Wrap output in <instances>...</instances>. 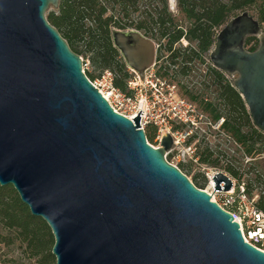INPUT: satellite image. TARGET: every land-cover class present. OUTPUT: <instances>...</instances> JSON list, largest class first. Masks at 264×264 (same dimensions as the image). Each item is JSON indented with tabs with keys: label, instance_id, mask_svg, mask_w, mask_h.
Returning a JSON list of instances; mask_svg holds the SVG:
<instances>
[{
	"label": "water",
	"instance_id": "1",
	"mask_svg": "<svg viewBox=\"0 0 264 264\" xmlns=\"http://www.w3.org/2000/svg\"><path fill=\"white\" fill-rule=\"evenodd\" d=\"M59 0H0V186L11 185L54 238L55 264H264L239 224L193 185L139 124L114 112L45 16ZM143 78L156 44L136 29L110 31ZM254 36L258 45L245 48ZM210 58L232 77L264 134V33L248 10L217 31ZM214 190L231 179L212 176Z\"/></svg>",
	"mask_w": 264,
	"mask_h": 264
},
{
	"label": "trees",
	"instance_id": "2",
	"mask_svg": "<svg viewBox=\"0 0 264 264\" xmlns=\"http://www.w3.org/2000/svg\"><path fill=\"white\" fill-rule=\"evenodd\" d=\"M142 2L146 6L139 9ZM177 7L189 22L185 31L176 25L168 10L167 0H59L57 8L48 12L46 18L71 51L78 56L88 55L94 71L113 72L114 84L121 89L125 88L128 73L119 51L112 44V28H133L146 37L158 40L163 38L155 37L163 35L206 37L187 38L198 40L199 50L206 51L215 41L217 28L231 17L248 10L259 20L264 33V0H177ZM133 13H139L135 20L131 18ZM179 39L164 38L165 49L173 50L172 57L189 56L185 52L180 54L181 48L173 49ZM244 45L246 49L254 50L258 40L249 36ZM85 75L89 80L97 77V74L91 72ZM220 82L219 88L224 95L232 91V112L228 113L223 127L238 144L243 145L247 155L264 154V134L252 124L248 110L235 88L228 81L223 85ZM144 133L147 142L152 144L155 137L154 126L146 125ZM207 156L202 157V160L205 161ZM178 168L183 172L182 164ZM228 169L237 175L236 171ZM251 180L262 187L256 205L264 211V175L254 174ZM192 183L195 187L202 188L196 178ZM250 187L251 184H246L245 191L249 192ZM0 229L10 232L0 234L5 245L18 241L23 245V251L35 259L37 264H55L51 253L54 238L50 228L43 219L30 213L11 185L0 186Z\"/></svg>",
	"mask_w": 264,
	"mask_h": 264
},
{
	"label": "built area",
	"instance_id": "3",
	"mask_svg": "<svg viewBox=\"0 0 264 264\" xmlns=\"http://www.w3.org/2000/svg\"><path fill=\"white\" fill-rule=\"evenodd\" d=\"M128 70L132 74L125 80L124 89L115 86L114 73L110 70H104L89 81L114 112L132 120L139 110L143 111L139 113V124L143 130L148 124L154 126L155 137L159 140H162L163 134L168 133L174 144L170 149L196 163L198 157L192 140L201 134V123L211 126L209 120L205 117L208 122L203 120V114L196 105L181 96L175 87L156 81L151 68L144 70L142 79L131 68ZM215 173L208 176V182ZM229 178L232 182L229 190H214V184L209 183L212 192L207 189L204 191L239 224L243 240L264 252V211L256 205L258 197L248 196L242 185L237 188L235 181Z\"/></svg>",
	"mask_w": 264,
	"mask_h": 264
},
{
	"label": "rangeland",
	"instance_id": "4",
	"mask_svg": "<svg viewBox=\"0 0 264 264\" xmlns=\"http://www.w3.org/2000/svg\"><path fill=\"white\" fill-rule=\"evenodd\" d=\"M168 10L171 12L176 25L182 30H186L189 26L188 20L183 16V14L178 10L177 0H167ZM145 2L139 4V9L145 8ZM151 7V6H150ZM51 10H55L53 7H49L47 11H45V16ZM252 13V11H251ZM139 17V13H133L131 18L134 20ZM220 28H217L216 32L219 31ZM156 42H160L156 40ZM176 48H182V44L175 45ZM84 73L91 72L93 74H97L99 76L101 73L99 71H94L93 67L90 63L89 57L81 55L79 56ZM127 73L128 77L131 76L132 73L129 72L128 67ZM236 76H233L234 79ZM197 88L199 91H203L199 83L202 82V76H197L196 78ZM182 93L181 91H179ZM183 97H188L185 94H182ZM181 95V96H182ZM201 107V105H199ZM203 114V120L205 113ZM208 122V120H206ZM218 121H211V126L207 125V123H201V131L200 135H197L192 142L195 144V152L198 157L197 162H190L186 160L180 153L177 154L174 150H166L164 152L165 159L177 167L179 164H182L184 168L183 172L189 180L192 182L194 178L199 182V186L201 184L202 190H206L212 192V189L209 186L208 176L212 175L215 172H222L227 176L231 177L238 188V185H242L245 189L246 184H251L250 191L247 192V195L260 197L261 186H258L256 183L252 182V178L254 174H262L264 175V154L263 153H255L254 155H247L244 151L243 145L238 144L234 137L226 131V129L218 126ZM145 128V127H144ZM149 143V142H148ZM161 140L154 137L152 144L154 147H159ZM209 154V156H207ZM207 159L204 161L202 157H206ZM237 172V175L234 174L231 170ZM198 188V187H197ZM214 195V194H213ZM212 198V196H211ZM0 234H10L6 230L0 229ZM0 264H37L35 259L30 258L27 253L23 251V245H21L18 241L10 245H5L0 239Z\"/></svg>",
	"mask_w": 264,
	"mask_h": 264
},
{
	"label": "flooded vegetation",
	"instance_id": "5",
	"mask_svg": "<svg viewBox=\"0 0 264 264\" xmlns=\"http://www.w3.org/2000/svg\"><path fill=\"white\" fill-rule=\"evenodd\" d=\"M148 38L152 39L156 44L154 62L148 67L154 72L153 78L156 81H162L165 86L175 87L180 95L185 94L188 96L184 97L188 101L194 103L201 114L204 112V117L208 119L210 123L211 121L214 122L219 120V126L225 129L223 127L225 118L228 117V113L230 114L232 112V91L226 92L224 95L222 89L219 88V82L221 81L220 83L223 85L225 81H228L232 86V76L217 69L212 63L210 53L214 43L206 51H200L198 40H189L187 38L206 37L187 35L175 37L163 35L155 37L163 38L160 40L151 37ZM164 38H180L173 45V49L176 48L175 45L182 44L183 46L180 50V54L185 52L190 55L187 57H182L181 55L172 57L174 52L173 50L165 49ZM156 40L160 42H156ZM197 76H202V82L199 83L204 89L202 92L197 88ZM199 105H201V107Z\"/></svg>",
	"mask_w": 264,
	"mask_h": 264
},
{
	"label": "bare ground",
	"instance_id": "6",
	"mask_svg": "<svg viewBox=\"0 0 264 264\" xmlns=\"http://www.w3.org/2000/svg\"><path fill=\"white\" fill-rule=\"evenodd\" d=\"M211 185L213 184V181L212 180H210V182H209Z\"/></svg>",
	"mask_w": 264,
	"mask_h": 264
}]
</instances>
